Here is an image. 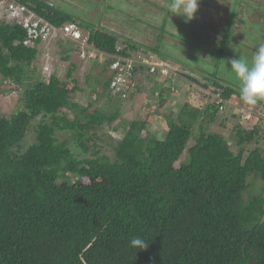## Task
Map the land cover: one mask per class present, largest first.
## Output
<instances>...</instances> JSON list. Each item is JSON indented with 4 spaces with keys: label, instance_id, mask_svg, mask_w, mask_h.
<instances>
[{
    "label": "trees",
    "instance_id": "16d2710c",
    "mask_svg": "<svg viewBox=\"0 0 264 264\" xmlns=\"http://www.w3.org/2000/svg\"><path fill=\"white\" fill-rule=\"evenodd\" d=\"M17 1L54 26L78 22L90 44L106 54H116L121 43L123 55L145 49L47 0ZM25 36L20 25L0 18L2 83L13 91L24 87L22 107L9 117L0 114V264H264V194L245 199L251 176L264 183L260 119L234 125L237 152L224 135L204 130L189 144L201 113L209 122L221 113L207 93L206 110L187 105L177 119L167 117L163 138L147 130V119L126 121L110 158L101 154L96 131L118 121L120 110L107 113L73 101L82 89L72 72L64 80L30 73L38 50L22 44ZM147 50L171 59L159 45ZM202 74L225 99L240 98L238 86L217 73ZM109 85L110 78L97 98L111 101ZM33 120L35 138L24 148ZM59 133L73 134L82 152L92 155L82 158ZM135 237L148 248L131 247Z\"/></svg>",
    "mask_w": 264,
    "mask_h": 264
},
{
    "label": "rangeland",
    "instance_id": "374dc122",
    "mask_svg": "<svg viewBox=\"0 0 264 264\" xmlns=\"http://www.w3.org/2000/svg\"><path fill=\"white\" fill-rule=\"evenodd\" d=\"M47 1L68 10L84 22L97 21L101 15L102 24L144 47L154 48L159 45L160 52L169 59L171 58L169 61L180 73L174 83L171 81L172 78L169 79L168 88L174 85L177 92H173L171 88L167 90L168 95L164 103L168 104V100L170 102L172 99L171 106H174L175 112L184 102H188L190 108L206 110L208 104L206 94L211 95L214 85L208 82L202 71L210 74L217 73L223 80L240 87V81L230 67V61L243 58L250 63L255 50L264 45V0H241L239 2L237 0H201L194 19L188 22L183 17L169 12L168 5L171 0ZM235 9L237 10L234 13L235 19H233L231 31L228 36H225L223 34L226 31L229 17ZM53 45H55L54 48ZM119 45L124 46L123 43ZM44 48H46L44 53H57L55 52L56 43L45 45ZM58 60L59 58L53 55L50 62ZM108 61L109 59L106 63ZM47 64H49L47 59L44 62L36 60L29 69L30 73L43 77V67ZM60 76L64 78L63 74ZM75 77L83 90L72 97L73 101L86 106L92 103V108H98L107 113L114 112L116 109L120 110L121 116L118 121L111 125L106 124L96 131L99 138L97 142L101 145V154L113 158V146L116 140L124 136L127 128L126 121L147 119L149 132L159 138L165 136L167 123L163 115L157 117L156 114H162L168 106H161L159 96L152 98L150 96L154 104L149 101V98L139 100L135 98L131 101L129 97L124 98V96L120 98L112 96L109 101L106 97L97 98V92L103 91V82L109 78V73L94 70L92 73L87 71ZM205 84H208V88L204 87ZM23 91L24 87L13 91L9 84L2 83L0 74V114L9 117L22 107L19 98ZM233 116H235L233 113H219L215 122H209L207 116L201 113L189 144H193L195 138L204 130L224 135L231 149L237 152L239 148L236 145L233 127L240 120L236 118L237 116L235 118ZM227 118L230 121L226 122ZM35 122L36 120L32 123L22 143L24 148L34 141ZM59 138L60 140L68 139L71 149L82 158L92 155L93 150L89 153L82 152L73 134L59 133ZM187 161L188 156L186 155L183 157V162ZM249 182L252 187L245 194V199L264 194V183L261 180L251 176Z\"/></svg>",
    "mask_w": 264,
    "mask_h": 264
},
{
    "label": "built area",
    "instance_id": "2783aa9c",
    "mask_svg": "<svg viewBox=\"0 0 264 264\" xmlns=\"http://www.w3.org/2000/svg\"><path fill=\"white\" fill-rule=\"evenodd\" d=\"M0 18L11 25H20L26 32L22 44L26 47H35L40 41L65 38L77 48L78 56L83 61H97L105 63L111 60L108 68L111 74L109 92L115 98H128L132 93L140 89L142 83L155 81L161 85L168 83L169 79L174 83L180 75L168 59L154 53L137 52L123 55L124 46L118 45L117 53L106 54L95 48L89 42V33L78 22H68L61 27L54 26L34 10L17 0H0ZM43 75L49 78L52 75L50 65L43 67ZM169 85V84H168ZM173 92L177 88L170 86ZM211 91V90H210ZM156 93V96H159ZM214 101L219 106L221 113H233L240 122L246 126H253L257 119L264 123V103L249 105L240 98L225 99L220 90L214 86L211 91Z\"/></svg>",
    "mask_w": 264,
    "mask_h": 264
},
{
    "label": "crops",
    "instance_id": "0c3cea01",
    "mask_svg": "<svg viewBox=\"0 0 264 264\" xmlns=\"http://www.w3.org/2000/svg\"><path fill=\"white\" fill-rule=\"evenodd\" d=\"M62 9H64V8H62ZM71 14H73V13H71ZM74 16H76V15H74ZM99 17L101 19L99 18L97 21L88 20L86 22V25H90L92 27L95 26L97 28H103V29H106V30H108L110 32L119 34L114 29L108 28L106 25L102 24V22H101L102 21V16L100 15ZM80 21L82 22L83 20L80 19ZM82 28L84 30H86L84 27H82ZM119 35H121V34H119ZM52 43H56L57 44V48H56L55 52H57L59 54H57V53L56 54H47V53H44L45 50H46V48H44V46L45 45H48V44L51 45ZM54 46L55 45H53V48H54ZM35 47L38 50V54H37L36 60H42L44 62L47 59L48 63L50 64V68H51V71H52V75H56L61 80H64L69 72H72L73 73V79H77L75 77L77 74H81V73L87 72V71H88V73H92V71H94V70H100V72H104L106 74L109 73V78L111 77L109 68L106 67L107 66L106 65V62L105 63H100V62H97V61H83V60H81L80 57L78 56L77 48L75 46V43H73L72 41H70L68 39L59 37V38H55L53 40H46V41L44 40V41H40ZM143 48H145V49L141 50L142 53H148V51H149V50H147L148 48L147 47H144V46H143ZM151 49H153V48H151ZM53 55H56V57L59 58V60L58 61H53L51 63L50 60H51V57H53ZM61 74H63V77H64L63 79L60 76ZM88 75H90V74H88ZM96 76H98V75H96ZM229 83H231V82H229ZM170 86L168 88V84L161 85V84H159V83H157L155 81H147L145 83H142V85L140 87V91L138 90V93L139 92L140 93L139 94L138 93L137 94H134L133 96L131 95L129 97V99L132 101L135 98H138V100L139 99H147V98H149L150 99L149 101H151V98L153 96L158 97V96H156V93H159V92L161 93L162 91H165L166 90L165 92L167 94V92L170 89ZM167 95H166V97H167ZM150 96H151V98H150ZM151 103L154 104V102H152V101H151ZM185 103L186 102H184L183 104H181V106L178 107V110L176 109V112H175L173 110L174 109V106L173 107L171 106L172 105V99L170 100V102L168 100V104H165V105L168 106V107L166 106L167 109L166 110L164 109V111H162V114L157 113L156 115H157V117H160V116L163 115L164 116L163 118H164L165 122L167 123V119H168L167 117H169V116H171L173 118L178 117L180 115L182 109L184 108V106H187L188 105V107H189V104H187L188 102L186 104ZM204 115L207 116V118L209 117V114L208 113H204ZM233 117L235 118V116H233ZM233 117H230V118L231 119H234ZM228 121H230V120H228ZM239 123H241V122H239Z\"/></svg>",
    "mask_w": 264,
    "mask_h": 264
},
{
    "label": "clouds",
    "instance_id": "9594fccd",
    "mask_svg": "<svg viewBox=\"0 0 264 264\" xmlns=\"http://www.w3.org/2000/svg\"><path fill=\"white\" fill-rule=\"evenodd\" d=\"M201 0H171L169 12L181 16L186 22L194 19ZM230 67L240 81V98L249 105L264 101V45L259 46L249 63L243 58L230 61ZM131 247L145 250L149 243L141 237L130 240Z\"/></svg>",
    "mask_w": 264,
    "mask_h": 264
}]
</instances>
